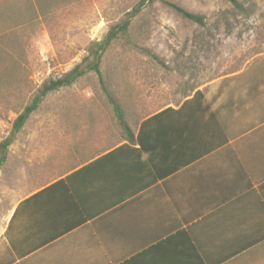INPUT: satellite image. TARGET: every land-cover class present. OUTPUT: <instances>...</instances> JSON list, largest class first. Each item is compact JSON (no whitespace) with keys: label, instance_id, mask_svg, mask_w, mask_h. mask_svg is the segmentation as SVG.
Returning <instances> with one entry per match:
<instances>
[{"label":"crops","instance_id":"0c3cea01","mask_svg":"<svg viewBox=\"0 0 264 264\" xmlns=\"http://www.w3.org/2000/svg\"><path fill=\"white\" fill-rule=\"evenodd\" d=\"M181 91L13 186L0 264H264V52Z\"/></svg>","mask_w":264,"mask_h":264},{"label":"rangeland","instance_id":"374dc122","mask_svg":"<svg viewBox=\"0 0 264 264\" xmlns=\"http://www.w3.org/2000/svg\"><path fill=\"white\" fill-rule=\"evenodd\" d=\"M140 1L53 0L46 9L41 0H30L32 7L23 10L32 8L35 21L25 29L14 25L19 14L11 15L9 7L0 13V142L33 97L76 67L85 68L90 49ZM238 1L244 12L224 0H159L142 9L127 36L132 45L115 42L100 66L132 123L178 101L183 88L206 85L264 52V0ZM166 3L205 16L206 26ZM119 130L94 72L50 93L15 135L0 170V237L14 200L11 189L32 183L35 173L48 172L56 159L64 161L78 149L115 146Z\"/></svg>","mask_w":264,"mask_h":264},{"label":"trees","instance_id":"16d2710c","mask_svg":"<svg viewBox=\"0 0 264 264\" xmlns=\"http://www.w3.org/2000/svg\"><path fill=\"white\" fill-rule=\"evenodd\" d=\"M155 1L159 0H141L131 12L125 15V18L121 23L112 27L107 33L106 37L101 42L95 43V46L90 49L89 57L85 59V62H87L90 57H92V61L89 62L85 68H82L80 66L76 67L73 71L65 75L63 78L51 81L49 85L44 86L43 89L33 97L31 103L27 105L24 108L23 112L20 113L15 119L11 135L7 139L0 142V170L6 163L9 148L13 143L15 135L23 129L30 116L39 108L42 101L52 92L58 91L62 88L71 87L77 82L79 78L85 76L89 72H94L99 78L107 102L113 111L115 120L120 129L122 138L126 142L125 145H123V148H128V144H135L137 142L134 132L136 122L132 123L119 98L115 95V92L108 89L100 66L102 65V61L104 58L103 56L105 55L106 51L115 42L124 40L126 44L132 45L130 43V40L127 39V36L130 34L133 20L141 13L143 8L148 5L151 6ZM224 1L229 3L232 6L233 10H235L236 12L245 11L243 3L238 0ZM41 2L43 3L42 6L44 8H52L53 0H41ZM166 4L177 11L183 18L188 19L200 25L201 27L206 26L207 21L205 16L189 13L186 10L178 7L177 5L171 3ZM23 6L32 7V5H30V0H13L12 2L5 3L4 5L0 2V13L7 12V9L9 7L10 12H12L11 15L16 16L19 14L15 19L14 25L16 24L18 26H22L23 29L27 28L26 26L31 28L32 26H34L35 21L33 20L34 12H31L32 8L23 10ZM145 52L151 55V53H148L147 50ZM153 57L157 59V57Z\"/></svg>","mask_w":264,"mask_h":264}]
</instances>
